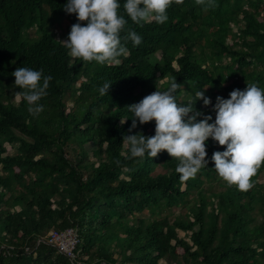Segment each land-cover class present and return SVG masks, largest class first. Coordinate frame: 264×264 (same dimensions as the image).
Segmentation results:
<instances>
[{"label":"trees","instance_id":"16d2710c","mask_svg":"<svg viewBox=\"0 0 264 264\" xmlns=\"http://www.w3.org/2000/svg\"><path fill=\"white\" fill-rule=\"evenodd\" d=\"M65 3L0 0V264H264V163L253 187L240 191L214 170L212 154L225 148L211 138L206 167L187 181L167 152L130 158L122 143L124 135L155 134L154 121L129 132L126 107L174 77L178 104L206 89L211 103L198 100L195 109L210 123L217 96L250 83L264 88V0H214L209 8L172 0L164 24L126 17L142 43L128 41L130 55L104 65L73 58L57 42L54 22H67L65 40L78 22ZM21 66L52 77L39 116L13 100L20 89L11 73ZM105 82L112 84L102 96ZM64 228L76 235L73 259L47 242L48 230Z\"/></svg>","mask_w":264,"mask_h":264},{"label":"clouds","instance_id":"9594fccd","mask_svg":"<svg viewBox=\"0 0 264 264\" xmlns=\"http://www.w3.org/2000/svg\"><path fill=\"white\" fill-rule=\"evenodd\" d=\"M171 3L172 0H126L121 5L118 0H66L63 11L75 14L78 22L71 26L67 40L57 42L73 58L101 65L120 64L121 56L130 55L125 46L128 41L134 47L142 43V37L134 30H126L128 19L138 25L145 21L164 24ZM196 3L205 8L215 6L214 0H196ZM11 75L13 87L20 89L15 97L27 103L30 115L39 116L44 110L39 101L47 95L52 77L45 76L43 70L22 66ZM111 84L105 82L98 89L100 95H107ZM181 87L174 77L166 90L156 88L138 103L126 107L133 116L129 132L137 127V122L140 125L155 122V134L151 137L139 132L122 137L130 158H154L160 152H167L177 160L175 172L179 178L187 181L206 167V141L211 138L225 148L213 152L211 157L218 176L229 186L248 191L253 187L251 178L264 163V88L250 83L243 91L233 89L227 99L217 96L212 108L215 119L210 123L211 115L195 109L198 100L205 107L211 103L204 94L206 89L196 91L194 101L178 104L175 93Z\"/></svg>","mask_w":264,"mask_h":264},{"label":"built area","instance_id":"2783aa9c","mask_svg":"<svg viewBox=\"0 0 264 264\" xmlns=\"http://www.w3.org/2000/svg\"><path fill=\"white\" fill-rule=\"evenodd\" d=\"M47 242L53 244L57 251L64 254L69 259L74 258V246L77 241L75 232L71 228L62 230L50 229L46 233Z\"/></svg>","mask_w":264,"mask_h":264},{"label":"rangeland","instance_id":"374dc122","mask_svg":"<svg viewBox=\"0 0 264 264\" xmlns=\"http://www.w3.org/2000/svg\"><path fill=\"white\" fill-rule=\"evenodd\" d=\"M57 19V17H56ZM59 19V18H58ZM61 20V19H60ZM62 22H54L53 27L51 28L52 33L54 34L55 38L58 39L59 41H65V39L63 38L62 35L65 34V28L68 25L67 22L65 20H61ZM235 30V29H234ZM26 34H29L30 39H35L37 38V34L35 33L34 29H31L29 31H27ZM226 61V60H225ZM78 85V82L75 83V87ZM13 100L16 101L17 97H13ZM71 105V101L69 98H67L66 100V106L69 107ZM213 116H215V114H213ZM4 147L6 149L7 153H12L13 152V148H11V146L8 143H4ZM90 160H93L92 156H89ZM263 181V177L259 176V182ZM209 186H206V188H208ZM210 187L212 189H216L217 187L215 185H210ZM179 236H183V233L181 231H177ZM185 239L188 241V239L186 238V236H184ZM156 264H165V261L162 259H159L157 261Z\"/></svg>","mask_w":264,"mask_h":264}]
</instances>
